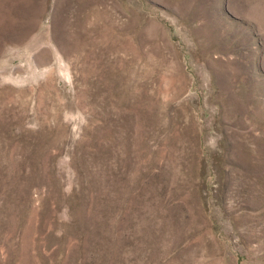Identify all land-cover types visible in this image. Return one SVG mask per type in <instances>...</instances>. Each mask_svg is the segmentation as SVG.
<instances>
[{
    "label": "rangeland",
    "instance_id": "obj_1",
    "mask_svg": "<svg viewBox=\"0 0 264 264\" xmlns=\"http://www.w3.org/2000/svg\"><path fill=\"white\" fill-rule=\"evenodd\" d=\"M43 1L0 0V264H264V0Z\"/></svg>",
    "mask_w": 264,
    "mask_h": 264
},
{
    "label": "crops",
    "instance_id": "obj_2",
    "mask_svg": "<svg viewBox=\"0 0 264 264\" xmlns=\"http://www.w3.org/2000/svg\"><path fill=\"white\" fill-rule=\"evenodd\" d=\"M24 2V1H23ZM34 4H32V8L34 10H31L30 13L28 10H25L22 14V17H24V20L22 19L20 22V25H14V29L11 30L12 33H16L17 35H22L24 33H27L33 24L38 21V16H41L43 13V10L45 8L44 1L41 0H32ZM25 4V3H23ZM9 24V23H8ZM13 25V24H12ZM5 32V31H4ZM4 34V33H3Z\"/></svg>",
    "mask_w": 264,
    "mask_h": 264
}]
</instances>
